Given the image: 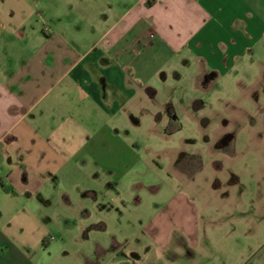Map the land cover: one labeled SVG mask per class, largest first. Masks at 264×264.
<instances>
[{"label":"crops","instance_id":"obj_1","mask_svg":"<svg viewBox=\"0 0 264 264\" xmlns=\"http://www.w3.org/2000/svg\"><path fill=\"white\" fill-rule=\"evenodd\" d=\"M263 79L264 0H0V264H131L100 187Z\"/></svg>","mask_w":264,"mask_h":264},{"label":"rangeland","instance_id":"obj_2","mask_svg":"<svg viewBox=\"0 0 264 264\" xmlns=\"http://www.w3.org/2000/svg\"><path fill=\"white\" fill-rule=\"evenodd\" d=\"M257 85L226 84L224 104L215 86L199 90L203 114L183 120L165 150L142 153L149 163L134 171L133 190L100 187L103 210L118 213L105 236L121 240L131 264H247L255 255L264 233V81Z\"/></svg>","mask_w":264,"mask_h":264}]
</instances>
